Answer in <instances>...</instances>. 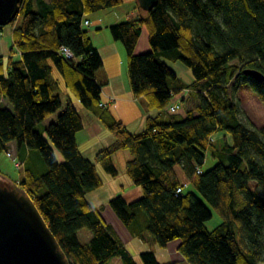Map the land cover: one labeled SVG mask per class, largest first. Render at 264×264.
I'll return each instance as SVG.
<instances>
[{"label":"trees","instance_id":"16d2710c","mask_svg":"<svg viewBox=\"0 0 264 264\" xmlns=\"http://www.w3.org/2000/svg\"><path fill=\"white\" fill-rule=\"evenodd\" d=\"M122 2L22 0V22L13 30L7 59L0 57V154L14 141L25 167L24 177L14 181L33 198L73 264H111L113 259L179 264L159 261L152 250L141 251L138 262L87 199L89 191L103 184L96 163L115 176L113 154L128 149L132 157L125 171L143 193L130 201L117 194L109 205L133 236L147 231L161 246L179 238L177 249L190 264L264 263V125L242 120L234 95L239 81L250 79L264 103V81L243 71L255 68L264 74V0H158L152 10L110 25L113 38L126 49L134 95L158 110L138 132L100 104L95 71L103 58L82 26L86 14ZM143 28L151 49L138 53ZM63 45L73 57L60 52ZM166 59L182 60L195 78L198 104L179 119H162L181 89L169 87L168 79L176 73ZM57 74L114 136L94 160L79 148L76 134L83 122ZM60 108L44 136L38 124ZM217 130L230 132L233 142L215 145L211 135ZM53 145L62 153L61 161ZM32 150L45 164L43 171L32 163ZM207 150L217 162L202 169ZM179 185L182 191L176 193ZM211 208L222 220L209 229ZM82 228L91 232L84 242L78 237Z\"/></svg>","mask_w":264,"mask_h":264},{"label":"crops","instance_id":"0c3cea01","mask_svg":"<svg viewBox=\"0 0 264 264\" xmlns=\"http://www.w3.org/2000/svg\"><path fill=\"white\" fill-rule=\"evenodd\" d=\"M115 7L116 6H114L113 8ZM105 10L106 9L103 8L98 11H95V14H99L98 18L96 17L95 19H89L86 14L82 19V26L84 28L87 25L89 26V28L85 29L87 30L89 37L91 38L93 44L97 47L103 58V65L95 71V78L101 84L102 102H104L105 105L110 108L112 113L118 119H120L131 132H138L145 128L147 117L149 115H157L158 110L149 109L147 107L146 99L143 96L134 95L131 87L130 77L128 74L126 49L120 40L113 38L109 28L111 24L119 22L124 17L120 18V16L118 15L113 17L115 15V11H113V9H107L108 11L106 12ZM112 12L113 15L110 17ZM139 12L140 11H138L137 7L134 6V8L131 9L130 12H128L124 20L136 16ZM104 15L106 17L113 18L106 19ZM85 19H88L89 21L87 25L83 22ZM4 30L5 29H3L2 32L3 34H5ZM13 30L11 31L10 29V31L7 32V34L11 33L12 40ZM150 47L151 46L148 41L147 31L145 28H143L136 45V52L140 53V51H144L146 49H149ZM2 49L4 53L5 50L3 46ZM170 88L173 89L177 87ZM179 96V93L175 94L171 102L177 101L179 99ZM184 98H187V96H185ZM1 100L8 104L5 98H1ZM78 102L80 103H77L75 105L81 116L83 127L76 134L77 142L82 154L85 157L94 160L96 153L104 146L110 144L114 140V136L111 131L99 120V118L89 108L84 106L81 101ZM197 104L198 102L189 103L188 107L191 108L196 106ZM8 106L10 105L8 104ZM169 114L170 113L168 109H166L164 115L162 116V119L168 120ZM106 129L108 131H106ZM217 135L221 137L222 132L219 131ZM229 142L231 141L229 140ZM10 146H14L16 148L15 142L12 141L10 143ZM24 149L27 154L30 153V150L27 147H25ZM131 157L132 153L128 149H119L113 154V162L118 172L117 176L110 175L100 163H96L98 172L103 179V184L98 188L89 191L86 196L93 208L99 210L103 217L104 215L102 211H108V209L106 208V203L108 201L107 199L110 200L112 197H114V195L122 194L127 200L130 201L138 198L143 193L142 187L140 185L135 184L129 178L125 171L126 162ZM118 158H122L123 162L120 163ZM202 169L208 168H204L202 166ZM19 177L17 179H20ZM186 185L189 186V184ZM102 194H106V198L103 200V202H97V200H95L94 198H96L97 195ZM91 200H95L96 202L94 203H96L97 206H95L93 204V201ZM108 212L110 215L111 222L107 221L106 219L105 220L111 225L112 223L119 225L118 228L120 229V232L118 228L117 230L114 228V230L117 232L119 238H121L127 245V241L129 243V241H131V238L134 236L126 227L125 229L124 227H122L121 222L117 221L110 211ZM140 222L142 225H144L145 220L140 218ZM88 237L89 236H87V238ZM126 239L128 240L126 241ZM185 261L187 260L183 256V262Z\"/></svg>","mask_w":264,"mask_h":264},{"label":"rangeland","instance_id":"374dc122","mask_svg":"<svg viewBox=\"0 0 264 264\" xmlns=\"http://www.w3.org/2000/svg\"><path fill=\"white\" fill-rule=\"evenodd\" d=\"M134 6L137 7L138 11H140L142 13H146V10L138 7L136 0H123V2L120 5L116 6L115 8H113V7L105 8L106 9L105 12L108 11L107 9H113V11H115V15L113 17L118 15V16H120V18H123V17L126 18L128 12H130L131 9L134 8ZM95 13L96 12H91V13H88L86 16L89 19H95L96 17L98 18L99 14H95ZM95 15H97V16H95ZM112 15H113V12L111 13L110 17ZM110 17L105 16L106 19H108ZM112 18H110V19H112ZM124 18L122 20H124ZM122 20H120L119 22H121ZM21 22H22V15L18 14L16 19L13 22H10V23L5 24L2 27H0V57L3 59V61H5L7 59L8 54H9V48L13 44L12 35H11V33L7 34V32L10 31V29L12 31L16 26H19L21 24ZM85 28L87 29V28H89V26L87 25V26H85ZM3 29H5L4 30L5 34L2 33ZM2 46L4 47V50H5L4 53H3ZM150 48L146 49L144 51L150 50ZM144 51H140V52H144ZM166 62L169 64V66L176 73V78L175 79L169 78L168 84L170 87H177V88L180 87L181 88L178 93L180 94L179 100H180V103L182 105L178 111L173 112V113L169 112L170 114L168 116V119H171V118L179 119V118L186 116V113H187L186 111L189 108L188 107L189 103H197L199 101L198 97H197V92H196L194 85H193L195 78H194V74H193L192 69L182 60H180V59H177V60L166 59ZM226 71L228 73V78L230 79L231 69L228 67L226 69ZM57 76L60 78L63 91H65L71 95L72 99L74 100V104L80 103V102H78L80 100H78V98L66 86H64V83H63L60 75L57 74ZM189 88L192 89L191 94L186 93V91ZM234 95H235V98L237 100H239V105H240L241 110H242L240 118L242 120L243 119L248 120L249 122H251L252 124H254L256 126L264 125V103L259 98L256 90L254 89V86H253L251 80L250 79L240 80L239 85L234 90ZM182 96H183V98L185 96H187V98L183 99ZM173 98H174V96H173ZM61 110H62V108L58 109L56 112L52 113L45 120H43L42 122H40L38 124L37 128L40 131H42L44 136H46V131L44 130L45 126L49 122L55 120L58 113ZM106 131H108V130L106 129ZM219 131L222 132L221 137H219L217 135V133H219ZM211 138H212L214 144L217 146H221L225 142H228L229 144H231L233 142V137H232L231 133L226 131V130H217V131L213 132V134L211 135ZM229 140L231 142H229ZM53 147H54V152H55L56 158L59 161H61L63 159L62 153L54 145H53ZM121 153H123V152H121ZM206 157L207 158L203 164V167L204 168H210L215 164L217 159L212 156L210 150H207ZM118 160L120 163L123 162L122 158H118ZM31 161L34 164V166L36 167V169L39 171H43L46 167L45 164L40 159V155H39L37 150H32ZM0 173L4 174L9 179L15 180L19 176H20L19 178L24 177L25 167L18 168L15 165L13 159L11 157L7 156L6 151H3L0 154ZM117 175H115V176H117ZM188 188L193 189V187L191 185H189ZM198 196L200 198H202V196L199 193H198ZM105 198H106V194H102V195H97V197L94 199L97 200V202H103V200ZM95 200H91V201H93V204L95 206H97V204L94 203V202H96ZM107 200L108 201L106 203V208L108 209V211H110L114 215V217L116 218L117 221H120V220H118L119 218L114 214L113 210L111 209V207L109 205V199H107ZM211 210L213 212V216L209 220L206 221L207 227L209 229L214 228L222 220L221 215L215 209L211 208ZM108 211L104 210V211H102V213L105 217L104 219L111 222L110 215H109ZM139 217L142 219H145L143 214H140ZM121 225L125 229V226L122 222H121ZM112 226L116 230L119 227V225H116L115 223H112ZM118 230L120 232L119 228H118ZM87 236H89V237L87 238ZM90 236H91V232L87 228H82L78 231L79 240H81L83 242L87 241L90 238ZM127 240L128 239H126V241ZM179 242H180V239L177 238V239H173L170 242H168V244L166 246H161L158 242H156L154 237L149 232L145 231L142 236H137V237L134 236L131 238V241H129V243L127 241V246L129 247V249L131 250L135 259L138 262H140L139 253L141 251L152 250L153 252H155L157 259L161 262H168L171 260H179L180 261L179 264H190L187 261L183 262V255L177 249V247H178L177 244ZM111 264H123V263L120 259H113ZM261 264H264V263L262 262Z\"/></svg>","mask_w":264,"mask_h":264},{"label":"water","instance_id":"95a60500","mask_svg":"<svg viewBox=\"0 0 264 264\" xmlns=\"http://www.w3.org/2000/svg\"><path fill=\"white\" fill-rule=\"evenodd\" d=\"M152 10L158 0H137ZM22 0H0V25L17 17ZM245 73L264 81L255 68ZM0 264H73L43 218L33 198L17 182L0 174Z\"/></svg>","mask_w":264,"mask_h":264},{"label":"built area","instance_id":"2783aa9c","mask_svg":"<svg viewBox=\"0 0 264 264\" xmlns=\"http://www.w3.org/2000/svg\"><path fill=\"white\" fill-rule=\"evenodd\" d=\"M84 24H88V19H85L84 21ZM60 52L61 53H63L65 56H67V57H73V52L69 49V47H67V46H61V48H60ZM192 91V89L191 88H189L187 91H186V93H189V92H191ZM100 104L101 105H104L105 103L104 102H100ZM181 103H180V100L178 99L177 101H173V102H171L170 104H169V106H168V111L169 112H171V113H173V112H176V111H178L180 108H181ZM6 154H7V156H9V157H11L12 159H13V161H14V163H15V165L18 167V168H21L23 165H24V162L22 161V159H20V158H18L17 157V154H16V151H15V147H13V146H11L7 151H6ZM198 170V172H200L201 171V168H198L197 169ZM184 185H186V184H184ZM182 188H183V185H179L177 188H176V193H179V192H181L182 191Z\"/></svg>","mask_w":264,"mask_h":264}]
</instances>
